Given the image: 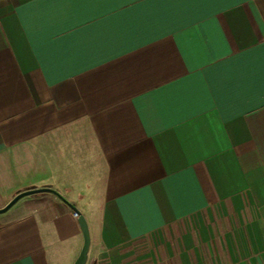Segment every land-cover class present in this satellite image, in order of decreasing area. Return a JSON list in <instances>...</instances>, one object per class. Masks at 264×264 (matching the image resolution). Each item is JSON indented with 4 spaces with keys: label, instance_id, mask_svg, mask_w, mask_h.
<instances>
[{
    "label": "crops",
    "instance_id": "obj_1",
    "mask_svg": "<svg viewBox=\"0 0 264 264\" xmlns=\"http://www.w3.org/2000/svg\"><path fill=\"white\" fill-rule=\"evenodd\" d=\"M0 264H264V0H0Z\"/></svg>",
    "mask_w": 264,
    "mask_h": 264
},
{
    "label": "water",
    "instance_id": "obj_2",
    "mask_svg": "<svg viewBox=\"0 0 264 264\" xmlns=\"http://www.w3.org/2000/svg\"><path fill=\"white\" fill-rule=\"evenodd\" d=\"M38 192L54 193L53 191L48 190V189L29 190L27 192L21 193L18 196H16L5 208L0 210V213H3L6 210H8L21 197H23L25 195L33 194V193H38ZM78 224H79L81 232L83 234V246H82V249H81L79 255L77 256V258L73 264H85V262L87 260V253H88L89 244H90L89 231H88L87 223H86L85 219L83 218V216L78 217Z\"/></svg>",
    "mask_w": 264,
    "mask_h": 264
},
{
    "label": "built area",
    "instance_id": "obj_3",
    "mask_svg": "<svg viewBox=\"0 0 264 264\" xmlns=\"http://www.w3.org/2000/svg\"><path fill=\"white\" fill-rule=\"evenodd\" d=\"M73 217L77 219L79 217V214L77 212H73Z\"/></svg>",
    "mask_w": 264,
    "mask_h": 264
}]
</instances>
